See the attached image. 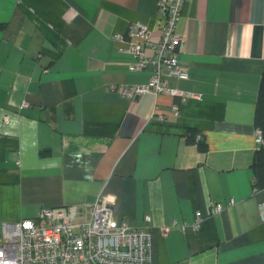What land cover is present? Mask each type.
Masks as SVG:
<instances>
[{
  "label": "crops",
  "instance_id": "1",
  "mask_svg": "<svg viewBox=\"0 0 264 264\" xmlns=\"http://www.w3.org/2000/svg\"><path fill=\"white\" fill-rule=\"evenodd\" d=\"M163 22L156 0H0V241L5 223L107 195L118 223L151 227L152 264H264L251 168L264 0H187L189 79L167 78L181 94L113 90L154 71H129L128 26L146 24L158 44Z\"/></svg>",
  "mask_w": 264,
  "mask_h": 264
},
{
  "label": "built area",
  "instance_id": "2",
  "mask_svg": "<svg viewBox=\"0 0 264 264\" xmlns=\"http://www.w3.org/2000/svg\"><path fill=\"white\" fill-rule=\"evenodd\" d=\"M187 0H156L164 22L158 27L160 41L152 43L153 32L143 23L128 26L126 52L134 62L129 71L140 72L149 66L154 68L149 83L141 87H113L121 95L133 99L137 95L152 92L155 95L178 96L170 89L168 77L181 81L189 79L186 66L181 61L185 37L177 33ZM115 38H121L116 35ZM151 45L153 54L147 53ZM175 117L180 116L178 104L172 107ZM164 120L162 115L158 116ZM201 141V136H196ZM264 140L257 132L260 147ZM232 203H234L232 201ZM220 211L221 207H217ZM264 220V204L260 206ZM114 198L101 196L82 206L43 208L32 219L5 223L0 241V264H152V230L150 226L133 228L128 222L118 223ZM151 224L150 216L145 218ZM200 228V219L195 225ZM164 232L169 228L164 227Z\"/></svg>",
  "mask_w": 264,
  "mask_h": 264
},
{
  "label": "trees",
  "instance_id": "3",
  "mask_svg": "<svg viewBox=\"0 0 264 264\" xmlns=\"http://www.w3.org/2000/svg\"><path fill=\"white\" fill-rule=\"evenodd\" d=\"M256 115H255V125L257 130L261 131L264 140V74L261 81V86L259 90V97L256 104ZM197 131L190 130L187 141L189 144L197 145L200 152H205L207 150L206 144L201 141L196 140ZM254 174L253 187L256 191L264 190V142L256 150L251 165Z\"/></svg>",
  "mask_w": 264,
  "mask_h": 264
}]
</instances>
